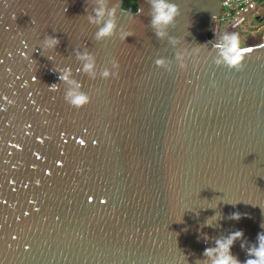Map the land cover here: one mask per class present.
I'll return each mask as SVG.
<instances>
[{
    "label": "water",
    "instance_id": "obj_1",
    "mask_svg": "<svg viewBox=\"0 0 264 264\" xmlns=\"http://www.w3.org/2000/svg\"><path fill=\"white\" fill-rule=\"evenodd\" d=\"M122 2L97 39L98 0H0V264H210L236 230L244 264L264 231V40L237 72L216 63L221 0H169L163 37L149 0ZM67 69L91 98L79 109Z\"/></svg>",
    "mask_w": 264,
    "mask_h": 264
},
{
    "label": "clouds",
    "instance_id": "obj_2",
    "mask_svg": "<svg viewBox=\"0 0 264 264\" xmlns=\"http://www.w3.org/2000/svg\"><path fill=\"white\" fill-rule=\"evenodd\" d=\"M99 7L95 8V16H90L89 20L91 23L100 24L103 22L104 26L99 29L96 33L97 39H102L107 36L114 34L116 29V7L108 9L106 7V0H98ZM151 4V25L154 28L156 35L163 37L166 35L167 27L172 24L175 18L180 14L179 7L175 3H170L169 0H149ZM142 11V9H139ZM105 16L107 19L105 20ZM129 32H123L121 34V39L130 35ZM223 42H218L215 47L219 50V55L222 58L217 59L216 63L220 64L223 62L230 69H234L237 72L242 71L245 67V59L249 53L245 46H242L240 38L236 33H225L222 37ZM47 48H54L58 43V38L47 37L44 41ZM78 58L85 61L83 65V71L89 73L94 77V58L89 53H78ZM177 59H180L179 55ZM155 64L161 67L165 64L164 59H157ZM113 67L118 68V63L113 61ZM180 67H185L181 63ZM117 73H112L110 70L105 69L102 73L104 78H108L111 75H116ZM71 70H64L60 76V80L65 81L69 85H72L65 94V101L69 103L74 108H81L84 105L90 103V96L81 91V84L75 80H70ZM58 85L52 84L49 86L50 91H57ZM247 214H242L240 212H233L230 214V219L240 220L242 216ZM218 217L210 218L206 223L212 224V220ZM244 236L242 230H236L231 232L226 237H220L215 241V247H209L204 250V257L208 259L210 264H241V262L231 253V248L234 242L241 239ZM244 245L242 244V247ZM248 258L244 261V264H264V231L258 234L257 244L252 245L247 248Z\"/></svg>",
    "mask_w": 264,
    "mask_h": 264
},
{
    "label": "built area",
    "instance_id": "obj_3",
    "mask_svg": "<svg viewBox=\"0 0 264 264\" xmlns=\"http://www.w3.org/2000/svg\"><path fill=\"white\" fill-rule=\"evenodd\" d=\"M264 0H221V10L218 17L214 19L211 27L210 36L215 42H223L222 34L243 27L259 28L255 23V18H260L258 7ZM256 24V26H255ZM247 42L246 40L243 41Z\"/></svg>",
    "mask_w": 264,
    "mask_h": 264
},
{
    "label": "rangeland",
    "instance_id": "obj_4",
    "mask_svg": "<svg viewBox=\"0 0 264 264\" xmlns=\"http://www.w3.org/2000/svg\"><path fill=\"white\" fill-rule=\"evenodd\" d=\"M259 13L264 15V2L259 5L258 10ZM261 28H252L248 27V29L244 30L243 27H239L236 29V34H238L241 44H253L256 41L260 42L264 40V22L261 23ZM228 34L233 33L232 31L227 32ZM225 33L222 34L221 38L223 37ZM247 41L244 42L243 41Z\"/></svg>",
    "mask_w": 264,
    "mask_h": 264
},
{
    "label": "flooded vegetation",
    "instance_id": "obj_5",
    "mask_svg": "<svg viewBox=\"0 0 264 264\" xmlns=\"http://www.w3.org/2000/svg\"><path fill=\"white\" fill-rule=\"evenodd\" d=\"M122 7L129 9V10H135L136 9V0H131V2H127V0H123Z\"/></svg>",
    "mask_w": 264,
    "mask_h": 264
},
{
    "label": "crops",
    "instance_id": "obj_6",
    "mask_svg": "<svg viewBox=\"0 0 264 264\" xmlns=\"http://www.w3.org/2000/svg\"><path fill=\"white\" fill-rule=\"evenodd\" d=\"M262 22H264V15L262 14V15H260V18L258 17V18H255V23L258 25V27L259 28H261V23ZM256 24H255V26H256Z\"/></svg>",
    "mask_w": 264,
    "mask_h": 264
},
{
    "label": "trees",
    "instance_id": "obj_7",
    "mask_svg": "<svg viewBox=\"0 0 264 264\" xmlns=\"http://www.w3.org/2000/svg\"><path fill=\"white\" fill-rule=\"evenodd\" d=\"M127 2H131V0H127ZM254 43H258V41H256V40H255V42H254ZM254 43H253V44H254ZM251 44H252V43H251Z\"/></svg>",
    "mask_w": 264,
    "mask_h": 264
},
{
    "label": "snow or ice",
    "instance_id": "obj_8",
    "mask_svg": "<svg viewBox=\"0 0 264 264\" xmlns=\"http://www.w3.org/2000/svg\"><path fill=\"white\" fill-rule=\"evenodd\" d=\"M247 51H251V49H246Z\"/></svg>",
    "mask_w": 264,
    "mask_h": 264
}]
</instances>
